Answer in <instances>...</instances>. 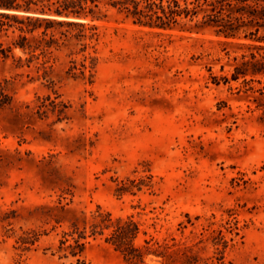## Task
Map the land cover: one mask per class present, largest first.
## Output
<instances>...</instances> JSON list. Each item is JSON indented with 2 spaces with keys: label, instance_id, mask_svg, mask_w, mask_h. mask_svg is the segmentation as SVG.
<instances>
[{
  "label": "rangeland",
  "instance_id": "1",
  "mask_svg": "<svg viewBox=\"0 0 264 264\" xmlns=\"http://www.w3.org/2000/svg\"><path fill=\"white\" fill-rule=\"evenodd\" d=\"M101 12L0 54V264H127L117 219L201 264H264V74L213 83L232 60L209 31Z\"/></svg>",
  "mask_w": 264,
  "mask_h": 264
},
{
  "label": "trees",
  "instance_id": "2",
  "mask_svg": "<svg viewBox=\"0 0 264 264\" xmlns=\"http://www.w3.org/2000/svg\"><path fill=\"white\" fill-rule=\"evenodd\" d=\"M103 6L116 9L132 24L157 34L174 29L188 36L209 31L220 51L232 60L229 77L211 75L213 83L220 78L225 82L241 78L247 83L264 74V0H0V54L5 56L12 48H20L34 55L40 46L35 41L39 35L50 32L51 40L56 33L64 35L57 27L75 28L78 36H88L84 29L97 28L95 21L104 18ZM9 30H17L18 39L5 47L1 35ZM28 38L34 39V44ZM117 220L109 242L121 252L125 263L146 264L145 258L152 256L159 264H201L186 243L150 238L136 244L138 224L132 219L124 223ZM215 232L213 244L224 249L227 240L223 232ZM204 264L213 263L206 260Z\"/></svg>",
  "mask_w": 264,
  "mask_h": 264
}]
</instances>
